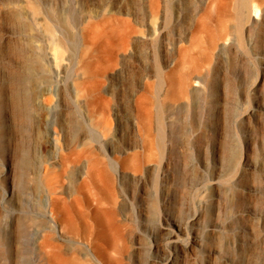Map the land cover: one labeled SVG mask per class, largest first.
Returning a JSON list of instances; mask_svg holds the SVG:
<instances>
[{
  "label": "rangeland",
  "instance_id": "1",
  "mask_svg": "<svg viewBox=\"0 0 264 264\" xmlns=\"http://www.w3.org/2000/svg\"><path fill=\"white\" fill-rule=\"evenodd\" d=\"M138 124L163 125L165 147L146 171L118 172L122 264H264V0L241 13L237 0H0L9 264L62 157L91 145L111 165ZM84 165L66 166L67 201ZM86 237L62 235L64 250L101 264Z\"/></svg>",
  "mask_w": 264,
  "mask_h": 264
},
{
  "label": "bare ground",
  "instance_id": "2",
  "mask_svg": "<svg viewBox=\"0 0 264 264\" xmlns=\"http://www.w3.org/2000/svg\"><path fill=\"white\" fill-rule=\"evenodd\" d=\"M248 2L249 0H237L239 13L248 6ZM151 7L154 8V5L151 4ZM254 9L257 8L254 7ZM184 78L185 76H182L185 81ZM92 86L98 92L100 91V83ZM101 99L104 98L99 95L95 98L96 108H98ZM139 99L138 111L141 114L143 101L139 97L137 101ZM136 131L139 135L136 147L114 159L111 165L91 145L82 146L79 150L62 157L60 171L54 175L47 174L48 176H46L45 185L50 190L51 196L43 199L41 207L33 206L26 209L31 222L24 224L20 230L16 248L17 252L20 249V258L16 264L91 263L85 259L81 261L78 259L79 257L77 258L76 253V256H73L64 250L62 235L67 233L87 236L89 244L101 264H122L123 255L128 249V245H121L118 242L123 240L124 232L129 225L120 221L119 217L118 172L146 171L147 167L154 165L157 156L161 157L165 147L163 125L157 129L155 136L148 124H138ZM81 159L85 160L83 177L67 201L65 192L61 189V177L69 163H76ZM115 170L117 171L115 172ZM189 179L192 180V176ZM40 216L43 218L38 220ZM37 221L39 223H36ZM1 225L0 264H9L8 237ZM169 235L172 242L178 238L172 233ZM109 243L111 246H108ZM30 250L35 253L36 257L28 260L26 256Z\"/></svg>",
  "mask_w": 264,
  "mask_h": 264
}]
</instances>
